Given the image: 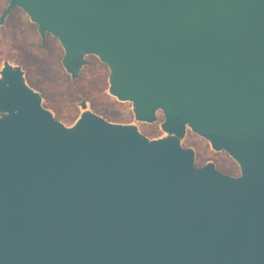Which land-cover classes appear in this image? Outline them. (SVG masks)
I'll list each match as a JSON object with an SVG mask.
<instances>
[{
  "label": "water",
  "instance_id": "obj_1",
  "mask_svg": "<svg viewBox=\"0 0 264 264\" xmlns=\"http://www.w3.org/2000/svg\"><path fill=\"white\" fill-rule=\"evenodd\" d=\"M15 7L164 135L86 101L66 125L5 60L0 264H264V0H8L0 24ZM188 129L240 173L196 165Z\"/></svg>",
  "mask_w": 264,
  "mask_h": 264
},
{
  "label": "rangeland",
  "instance_id": "obj_2",
  "mask_svg": "<svg viewBox=\"0 0 264 264\" xmlns=\"http://www.w3.org/2000/svg\"><path fill=\"white\" fill-rule=\"evenodd\" d=\"M8 0H0V13ZM63 48L59 40L47 33L41 38L37 24L28 15L15 7L0 24V68L5 60L21 65L27 83L42 96V104L54 116L71 125L80 113V102L99 115L114 122L134 123L149 137L164 135L160 123L164 119L161 111L152 123L137 122L130 102H122L108 93V66L94 55H87L86 63L78 76L71 79L61 64ZM184 147L195 149V164L215 162L217 168L231 175L240 173L239 165L225 151H215L209 142L191 130H187L182 140Z\"/></svg>",
  "mask_w": 264,
  "mask_h": 264
}]
</instances>
